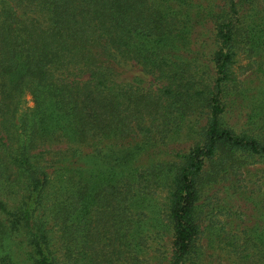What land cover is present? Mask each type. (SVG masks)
I'll return each mask as SVG.
<instances>
[{
    "label": "trees",
    "instance_id": "obj_1",
    "mask_svg": "<svg viewBox=\"0 0 264 264\" xmlns=\"http://www.w3.org/2000/svg\"><path fill=\"white\" fill-rule=\"evenodd\" d=\"M249 1L203 12L193 0H0V264H84L113 238L130 252L162 241L165 229L145 231L166 186V264H189L213 219L201 209L206 187L264 158V138L224 118ZM208 20L217 48L199 77L180 50ZM130 60L160 86L121 80ZM183 132L197 140L169 147ZM252 231L264 248V223Z\"/></svg>",
    "mask_w": 264,
    "mask_h": 264
},
{
    "label": "rangeland",
    "instance_id": "obj_2",
    "mask_svg": "<svg viewBox=\"0 0 264 264\" xmlns=\"http://www.w3.org/2000/svg\"><path fill=\"white\" fill-rule=\"evenodd\" d=\"M193 1L195 10L206 12L209 9L219 11L226 8V2L229 0ZM245 9L246 13L235 35V55L230 67V92L238 95L228 107L224 118L237 131H248L264 138V39L256 40L260 34L264 36V0L249 1L240 7L241 12ZM211 28L210 20L195 27L187 38L188 42L180 50V56H186L185 60L190 64L189 69L198 71L196 73L199 77L207 75L209 56L217 48L213 37L210 36ZM199 30L206 34L198 37ZM195 56H201L202 59L195 60ZM119 76L121 80L129 81L145 90H155L160 86V81L143 70L134 60L119 67ZM26 99L28 106L34 104L30 95H27ZM193 118L198 120L196 115L189 117L192 120ZM175 140H171L169 147L183 150L195 142L197 137L195 134L187 137L183 132L180 138ZM169 157L162 155L160 160L165 162ZM219 161L220 159L215 158L211 165ZM248 162L251 161L235 166L237 174L233 183L226 182L213 190H207L206 187L201 199V209L213 219L204 223L203 231L197 240V253L191 255L189 264H264V248L256 246L261 244L256 240L257 233L252 231L264 223V158L253 163ZM167 188L157 187L158 200L147 210L152 220L146 229L151 230L145 231L148 234L159 228L165 229L168 235L162 241L145 237L139 250L134 248L133 252H130L127 244L113 238L112 229L109 227L107 234L113 238L111 245L102 250V245L90 250L91 258L85 260L84 264H166L172 250L171 234L163 209ZM157 218L163 221L159 223L158 228L153 226ZM123 231L125 233V228ZM14 252L15 255L18 253ZM19 259L18 264H23L21 256Z\"/></svg>",
    "mask_w": 264,
    "mask_h": 264
}]
</instances>
